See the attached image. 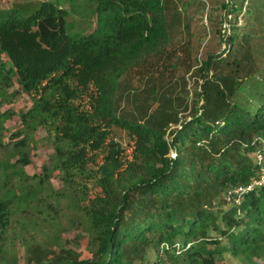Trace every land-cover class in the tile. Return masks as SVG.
I'll use <instances>...</instances> for the list:
<instances>
[{"label": "trees", "instance_id": "trees-1", "mask_svg": "<svg viewBox=\"0 0 264 264\" xmlns=\"http://www.w3.org/2000/svg\"><path fill=\"white\" fill-rule=\"evenodd\" d=\"M167 43L160 0L0 9V264H19L18 250L22 264H219L224 253L264 264V186L238 204L222 198L226 185L256 176L248 154L264 137V102L253 110L231 102L212 124L202 102L169 134L114 114L119 77ZM209 65L199 62L204 78ZM233 72L234 63L223 78ZM19 93L25 109L1 108ZM112 126L127 135L129 153ZM37 128L51 152L28 174ZM72 227L87 256L63 238Z\"/></svg>", "mask_w": 264, "mask_h": 264}, {"label": "rangeland", "instance_id": "rangeland-1", "mask_svg": "<svg viewBox=\"0 0 264 264\" xmlns=\"http://www.w3.org/2000/svg\"><path fill=\"white\" fill-rule=\"evenodd\" d=\"M40 1L0 0V9L13 6L27 13ZM160 2L168 43L119 77L113 98L116 117L158 128L165 126L164 130L169 134L173 127H178L179 120L188 119L202 102L200 110L210 124L222 119L231 102L239 101L250 110L264 102V0ZM59 4L68 9L69 0H59ZM71 16L78 19L73 13ZM208 57L211 76L209 72L204 78L199 62L206 61ZM214 63L229 64L222 68L213 67ZM233 63V73L238 77L224 79L223 75ZM215 74L222 76L216 77ZM195 89L202 92L203 97L199 99ZM28 105V97L19 93L4 102L1 108H9L16 113ZM17 123V116L13 115L5 121V126L12 129ZM111 128L112 137L129 153L131 147L126 145L128 138L125 132L118 126ZM50 152L44 130L37 128L29 151L31 162L25 166L27 173L40 172V165L46 162V155ZM248 156L252 157V154ZM51 182L54 187L59 185L55 178ZM222 207L226 208V205ZM75 232L72 227L62 236L69 240L70 247L80 251L81 256H87L83 250L85 239L76 241ZM18 255L19 264H22L20 250ZM148 255L153 258L151 249ZM219 264L246 263L224 253Z\"/></svg>", "mask_w": 264, "mask_h": 264}, {"label": "built area", "instance_id": "built-area-1", "mask_svg": "<svg viewBox=\"0 0 264 264\" xmlns=\"http://www.w3.org/2000/svg\"><path fill=\"white\" fill-rule=\"evenodd\" d=\"M252 144L255 147L251 152L252 159L258 165L256 176L250 177L246 184L226 185L222 191V198L226 203L238 204L249 190L264 186V137L255 136ZM172 155L173 153L170 152V156Z\"/></svg>", "mask_w": 264, "mask_h": 264}]
</instances>
